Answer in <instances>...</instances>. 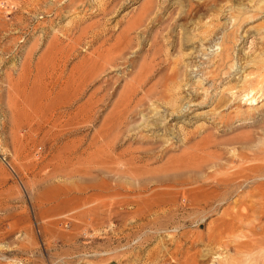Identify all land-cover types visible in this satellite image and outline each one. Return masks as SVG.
<instances>
[{
    "label": "rangeland",
    "instance_id": "374dc122",
    "mask_svg": "<svg viewBox=\"0 0 264 264\" xmlns=\"http://www.w3.org/2000/svg\"><path fill=\"white\" fill-rule=\"evenodd\" d=\"M262 71L264 0H0V264H264Z\"/></svg>",
    "mask_w": 264,
    "mask_h": 264
},
{
    "label": "bare ground",
    "instance_id": "6f19581e",
    "mask_svg": "<svg viewBox=\"0 0 264 264\" xmlns=\"http://www.w3.org/2000/svg\"><path fill=\"white\" fill-rule=\"evenodd\" d=\"M263 72V71H262ZM258 78H255L256 79V82L259 85L261 84H264V72L263 73H260L259 76H257ZM253 81V80H252ZM249 94H247L248 96ZM239 172V171H238ZM260 179V178H259ZM263 179V178H262Z\"/></svg>",
    "mask_w": 264,
    "mask_h": 264
}]
</instances>
